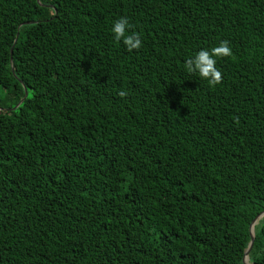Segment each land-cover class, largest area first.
Here are the masks:
<instances>
[{
	"label": "trees",
	"instance_id": "trees-1",
	"mask_svg": "<svg viewBox=\"0 0 264 264\" xmlns=\"http://www.w3.org/2000/svg\"><path fill=\"white\" fill-rule=\"evenodd\" d=\"M263 210L264 0H0V264H242Z\"/></svg>",
	"mask_w": 264,
	"mask_h": 264
},
{
	"label": "clouds",
	"instance_id": "clouds-1",
	"mask_svg": "<svg viewBox=\"0 0 264 264\" xmlns=\"http://www.w3.org/2000/svg\"><path fill=\"white\" fill-rule=\"evenodd\" d=\"M131 24L127 17H121L114 21L111 32L114 40L123 42L128 51L138 50L142 46L140 34L130 31ZM232 50L228 46V41H221L218 46L211 50H200L194 57L189 58L184 63L186 72L190 75H198L202 80L207 81L210 87H215L222 83V73L217 68V59L222 57H230ZM120 97H125L127 93L123 90L118 92Z\"/></svg>",
	"mask_w": 264,
	"mask_h": 264
},
{
	"label": "water",
	"instance_id": "water-1",
	"mask_svg": "<svg viewBox=\"0 0 264 264\" xmlns=\"http://www.w3.org/2000/svg\"><path fill=\"white\" fill-rule=\"evenodd\" d=\"M38 2V0H36ZM11 52V50L9 51V53ZM24 96H25V93H24ZM20 103V101L16 104L15 107L18 106V104ZM264 216V210L262 212H260L258 215H256L252 221L250 222L249 226H248V235H249V241H248V244H247V247L243 253V256H242V259H241V262L242 264H248V253L250 251V248H251V245H252V241H253V225L259 220L261 219L262 217Z\"/></svg>",
	"mask_w": 264,
	"mask_h": 264
}]
</instances>
